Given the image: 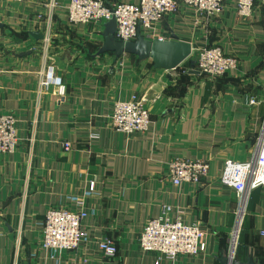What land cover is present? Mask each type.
<instances>
[{
  "label": "crops",
  "instance_id": "0c3cea01",
  "mask_svg": "<svg viewBox=\"0 0 264 264\" xmlns=\"http://www.w3.org/2000/svg\"><path fill=\"white\" fill-rule=\"evenodd\" d=\"M236 2L223 0L210 18L183 3L166 14L157 34L192 49L186 69L166 70L132 54L95 55L102 24L70 22L68 0H0V112L15 115L18 136L17 149L0 154V264H154L157 255L140 249L139 235L163 204L201 225L204 243L197 255L161 257L159 264H220L234 229L244 246L236 255L251 249L264 264V186L240 207L236 191L220 181L226 159L256 155L264 122V8L256 1L243 18ZM205 44L220 45L235 67L220 76L191 73L189 61ZM50 63L62 77L61 96L39 85ZM132 94L151 122L126 134L110 113L114 101ZM176 157L205 160L207 176L174 185L168 165ZM81 200L85 240L73 251L44 252V212L78 209ZM103 237L115 243V256L97 249Z\"/></svg>",
  "mask_w": 264,
  "mask_h": 264
},
{
  "label": "built area",
  "instance_id": "2783aa9c",
  "mask_svg": "<svg viewBox=\"0 0 264 264\" xmlns=\"http://www.w3.org/2000/svg\"><path fill=\"white\" fill-rule=\"evenodd\" d=\"M256 1L264 8V0H237V15L249 17ZM179 3L193 7L203 17L210 18L220 13L223 0H137L112 5L104 0H68L66 16L70 22L81 24H102L103 21L114 18V35L123 41L135 39L138 28L148 39H162L157 34L156 25L166 14L175 12ZM195 52V68L210 76L223 75L236 65L235 57L224 52L217 44H205ZM39 85L43 89H54L60 96L64 94L65 86L54 64L46 66ZM255 102V98L249 99V104ZM110 122L117 131L129 134L147 130L151 120L145 104L132 94L127 100L114 101ZM258 140L256 155L241 162L226 159L220 173V181L236 191L240 207L251 189L264 186V122ZM62 145L65 150L71 147L69 141H64ZM17 147V119L13 113L0 112V154L12 153ZM208 172L209 164L203 159L176 157L168 165V174L174 185L200 183ZM93 185L91 181L89 190L93 189ZM79 205L78 209L49 208L44 212L40 240V247L44 252L73 251L85 240L83 222L87 212L82 200ZM171 210L170 205L163 204L160 214L148 219L139 235L140 249L157 255L154 264H159L161 257L173 260L180 254L197 255L203 247L204 230L201 225L187 223L179 212L171 215ZM261 233L264 234V231ZM236 245L237 230L234 229L229 246L235 251ZM97 249L105 257H113L117 252L115 243L108 237L98 240ZM74 264H85V261Z\"/></svg>",
  "mask_w": 264,
  "mask_h": 264
},
{
  "label": "water",
  "instance_id": "95a60500",
  "mask_svg": "<svg viewBox=\"0 0 264 264\" xmlns=\"http://www.w3.org/2000/svg\"><path fill=\"white\" fill-rule=\"evenodd\" d=\"M116 22L114 18L102 23V44L97 48L95 55L110 53L118 58L124 53L133 54L139 60L150 59L153 67L166 70L174 69L191 55V44L172 36L169 39H148L137 29L136 38L123 41L115 37ZM35 38H42L37 32H31ZM194 60L190 61V72L198 73L194 68ZM233 250V252H232ZM220 264H261L253 250L245 249L243 256L236 255L232 246H229L228 255L219 257Z\"/></svg>",
  "mask_w": 264,
  "mask_h": 264
},
{
  "label": "trees",
  "instance_id": "16d2710c",
  "mask_svg": "<svg viewBox=\"0 0 264 264\" xmlns=\"http://www.w3.org/2000/svg\"><path fill=\"white\" fill-rule=\"evenodd\" d=\"M106 53V52H105ZM102 54H104V53H102ZM102 54H100V55H102ZM110 54V53H109ZM133 55V54H132ZM135 56V55H134ZM188 65H190V61H189V64ZM194 68H195V63H194ZM243 245V243L242 242H238V245H237V247H236V254H238V255H240V254H242V252H243V249H244V246H242Z\"/></svg>",
  "mask_w": 264,
  "mask_h": 264
},
{
  "label": "rangeland",
  "instance_id": "374dc122",
  "mask_svg": "<svg viewBox=\"0 0 264 264\" xmlns=\"http://www.w3.org/2000/svg\"><path fill=\"white\" fill-rule=\"evenodd\" d=\"M123 55H128L127 53L126 54H123ZM195 58V57H194ZM186 61H187V59L186 60H184L181 64H180V69H186V67H187V64H186Z\"/></svg>",
  "mask_w": 264,
  "mask_h": 264
},
{
  "label": "bare ground",
  "instance_id": "6f19581e",
  "mask_svg": "<svg viewBox=\"0 0 264 264\" xmlns=\"http://www.w3.org/2000/svg\"><path fill=\"white\" fill-rule=\"evenodd\" d=\"M237 230V229H236Z\"/></svg>",
  "mask_w": 264,
  "mask_h": 264
}]
</instances>
